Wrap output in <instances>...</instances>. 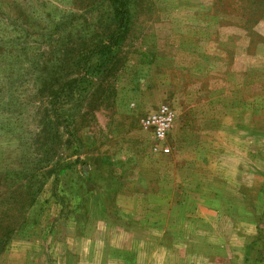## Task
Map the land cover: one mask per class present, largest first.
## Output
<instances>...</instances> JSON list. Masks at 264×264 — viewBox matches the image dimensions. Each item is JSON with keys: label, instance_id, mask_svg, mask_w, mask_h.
<instances>
[{"label": "rangeland", "instance_id": "1", "mask_svg": "<svg viewBox=\"0 0 264 264\" xmlns=\"http://www.w3.org/2000/svg\"><path fill=\"white\" fill-rule=\"evenodd\" d=\"M112 9L0 0V211L26 175L41 189L15 212L26 221L0 264H66L64 253L68 264H104L100 253L105 264H264V0H132L120 19ZM110 37L100 74L95 58L76 67ZM77 76L88 90L55 102ZM162 104L175 114L168 154L140 125ZM55 163L68 167L46 175ZM187 219L195 253H158L157 235L182 237Z\"/></svg>", "mask_w": 264, "mask_h": 264}, {"label": "trees", "instance_id": "2", "mask_svg": "<svg viewBox=\"0 0 264 264\" xmlns=\"http://www.w3.org/2000/svg\"><path fill=\"white\" fill-rule=\"evenodd\" d=\"M112 4V10H113V15L115 19H120L122 18L125 14V8H129L131 5L132 0H109ZM8 25V24H7ZM9 26V25H8ZM126 32V27L125 24L121 25L118 28V33L120 34V36H122L123 34H125ZM5 44V43H4ZM4 44L2 46H4ZM117 46L116 40L112 39V37H110L109 39H106L104 42H98L96 45H94L89 51L88 53L82 57L77 63H76V67L77 65L79 66L81 60H84V66H86V68H88L87 63L90 61V59L95 58V69H96V75L100 74L102 72L101 68H103L107 63H108V59L111 57V54L113 52V48H115ZM88 72H85L84 75H87ZM91 83V80H84L83 77H78L74 78L68 82H66V90H60L54 97V99H56L55 102H63L64 100H66V97H70L71 94H74L75 92H79V93H84L88 90V86H86V84ZM63 96V97H62ZM57 106L53 105V110L56 109ZM61 109H58L57 111H55L54 113L56 114L55 116L59 118ZM64 124V129H65V134L67 135L68 139L66 140V144L68 146H70L71 144V139H74V133H72V131L69 129L74 123L73 120L71 122H68L66 119H63L60 124ZM51 129V128H50ZM74 130V129H73ZM77 142L79 140H76ZM79 147L81 148L82 144L79 141ZM68 165H63L62 167H60V164L55 163L54 166L52 167V171H45L46 175L49 174H53V172L56 173V175H58L64 168L67 169ZM28 173V172H27ZM26 184H24L25 190H20L19 192L17 191H13V193L15 195L9 196V198L7 200H4V202L1 204L4 206V209H2V212L0 211V232L2 227H4L3 225L6 224V222L8 221V226L7 231L4 230L3 235L0 236V252L2 251V249H4L5 245L7 242H9L10 239H12L15 236V231L18 229V226H23L26 220H22V223H18L16 220H14V215L15 212L18 211V213H16V215L19 217L21 214V212L28 210L29 208H31L33 205L36 204V197L37 194L40 192V188L36 186V184H34L33 182L30 181V179H33L32 176L30 175H26ZM55 179L57 180L58 177L56 176ZM27 189V190H26ZM53 196L56 198V193L53 191ZM3 211H14V214L11 216V219L9 221V215L6 214V212ZM15 215V216H16Z\"/></svg>", "mask_w": 264, "mask_h": 264}, {"label": "built area", "instance_id": "3", "mask_svg": "<svg viewBox=\"0 0 264 264\" xmlns=\"http://www.w3.org/2000/svg\"><path fill=\"white\" fill-rule=\"evenodd\" d=\"M174 122L175 114L173 110L164 104L158 106L155 111L140 120L142 130L149 133L156 143L154 151L163 154L170 152L167 140Z\"/></svg>", "mask_w": 264, "mask_h": 264}, {"label": "crops", "instance_id": "4", "mask_svg": "<svg viewBox=\"0 0 264 264\" xmlns=\"http://www.w3.org/2000/svg\"><path fill=\"white\" fill-rule=\"evenodd\" d=\"M2 195H3V193H2ZM191 216H194V214ZM188 218H189V215H188ZM195 224H196V222L193 219L185 220L183 227L186 229V232L184 233V235H182V237H181V234L178 233V231H176L175 227H172L171 229L169 228V229H167V231L163 230L161 233H159L157 235V252L158 253L159 252L160 253H174L175 249L179 248L178 243H181L183 255H185V256L187 255V257L189 258L190 255H192L191 253H195L194 252V250H195L194 238L195 237H194V234L191 235V231H190V228L191 227L193 228L195 226ZM167 236L173 242L172 248L163 246V244H162V240ZM76 239H81V237H76ZM64 254L66 256L67 253H64ZM64 254H63V256H64ZM65 256L63 257V260L65 261L66 264H68L66 262ZM105 256H106L105 253H100V260L103 259L104 264H105V260H106ZM159 256L156 257V260H157L156 264H165V261L163 263V259L162 258L160 259ZM100 263L103 264V261H100ZM123 264H127V263H123Z\"/></svg>", "mask_w": 264, "mask_h": 264}]
</instances>
